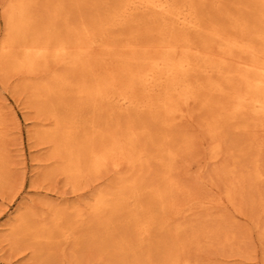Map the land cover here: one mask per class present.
I'll list each match as a JSON object with an SVG mask.
<instances>
[{
  "label": "rangeland",
  "instance_id": "obj_1",
  "mask_svg": "<svg viewBox=\"0 0 264 264\" xmlns=\"http://www.w3.org/2000/svg\"><path fill=\"white\" fill-rule=\"evenodd\" d=\"M127 1L0 0V45L13 34L5 23L10 3H21L26 9L25 36L18 34L20 42L14 51L33 39L41 42L50 35L52 41L66 38L81 23L96 33L98 27H104L107 38L123 42L139 33L157 35L161 20L144 12L123 24L106 25ZM174 3L201 17L206 29L189 33L201 51L207 48L212 55L219 53L225 39L239 34L237 25L244 27L246 41L264 48L262 33L257 34L262 29L261 0ZM213 26L223 40L212 36ZM94 52L92 57L101 54ZM104 56L107 63L117 64L111 55ZM216 60L204 63L197 58L186 76L187 82L199 89V97L211 104L200 107L192 102L185 108L187 118L176 119L171 127L154 120L145 108L110 109V104L96 106L71 93L50 98V112L40 113L33 86L48 75L43 70L29 74L11 64L3 68L0 62V264H264V119L230 110L228 96L244 87L242 67L220 63L219 55ZM61 66L51 62L48 67L67 74L73 83L85 75L91 81L105 69L93 66L82 74L77 68ZM206 68L210 70L206 72ZM211 84L219 89L212 90ZM129 123L138 127L135 144L142 149L139 192L129 193L122 206L111 204L94 211L93 198L116 173L83 174L73 180L59 169L64 159L52 154L53 144L44 137L53 134L61 142L68 139L69 146L77 150L93 130L122 131ZM213 128L216 134L211 136ZM169 131L175 141L164 147L178 149L170 163L176 184L167 196L171 203L164 204L154 198L153 191L164 183L159 176L164 161L159 156L162 137ZM22 218L35 227V235H23L26 223H20ZM174 258L178 260L172 262Z\"/></svg>",
  "mask_w": 264,
  "mask_h": 264
},
{
  "label": "bare ground",
  "instance_id": "obj_2",
  "mask_svg": "<svg viewBox=\"0 0 264 264\" xmlns=\"http://www.w3.org/2000/svg\"><path fill=\"white\" fill-rule=\"evenodd\" d=\"M174 2L175 0H128L106 21L108 26L123 24L138 12H144L161 20L162 26H160L157 35H140L139 33L135 37L128 36L123 42L107 38L104 27H98L99 32L96 33V31H91L86 24L81 23L66 38L52 41L50 35L47 40L41 42L33 39L27 44H23L25 48H16V51L13 48L19 45L16 44L20 42L18 34L21 32L23 38L25 36L24 16L26 9L21 3H10L5 12V23L9 34L11 31L13 34L9 40L0 45V62L3 68L11 64L10 66L14 69H22L29 74L43 70V73L48 75L46 76L47 79L35 81L33 86L34 94L39 101L38 109L40 113L50 112L53 106L50 104V98L59 99L71 93L76 97L78 96V98L85 99L86 102L92 101L96 106L102 103L110 104V109L118 107L120 110L126 111L130 108H145L149 110L154 120L163 123L164 126L170 125L171 127L176 119L183 121L187 118L185 108L189 107L192 102H198L200 107L211 104L210 100L205 101L199 97V89H194V86L187 82L186 76L196 66L195 61L197 58H202L204 63H214L217 55H219L220 63H235L242 67L241 76L244 79V87L242 90H235L234 92L229 89L233 92L230 93L227 100V104H230V110L233 113L250 112L259 119H264V48H256L255 45L246 41L243 33L244 27L240 28L237 25L234 27L239 30V34L225 39L219 45V53L212 55V52L207 48L205 51H201L189 34L196 31L201 33L206 29L200 20L201 17L198 18L189 8L175 7ZM261 3L263 6L261 12L263 15L262 29H258L257 34L262 33L260 38L264 40V0H261ZM78 11L80 10L78 9ZM211 33L212 36L223 40L221 32L216 27L213 26ZM94 51L103 54L92 57ZM105 54L111 55L117 64L112 66L111 63H107L106 58H104ZM88 56H91L90 59ZM51 62L68 66L70 70L77 68L82 71V74L86 69L91 67L93 69V66H104L105 69L101 76L99 75L91 81L86 80L85 75V77L79 78L78 82L73 83L68 79L67 74H57L52 71L48 67ZM209 70L206 68V72ZM52 80L54 81L53 84ZM211 85L212 90L219 89V87L215 88L213 84ZM2 116L0 109V126L3 123ZM221 125L223 126V124ZM137 129L138 127L135 124L129 123L122 131L93 130L92 133L87 134L77 150L69 146L68 139L61 142L53 134H48L44 139L53 144L52 154L60 155L64 159L63 165L59 169L73 180L83 177V174L97 175L101 173L104 176L103 173L111 170L116 173L115 179L104 188H101L93 198V210L99 211L109 205L111 206V204L114 207L123 204L129 193L136 195L139 192L138 184L142 178L143 159L142 149H138L135 144L136 136L139 134ZM170 133L171 131L168 134L164 133L162 137L163 145L159 156V159L164 161V163L162 162L164 170L159 174L164 183L157 184L153 191L154 198L161 200L164 204L171 203L167 200V196L176 184L170 174V163H172L171 160L178 149L171 146L169 148L164 147L165 144L171 145L175 141L173 134ZM210 134L211 136L216 134L214 128L210 130ZM69 136L70 133L66 131V138H69ZM181 138L176 141V144H178L177 142L180 143ZM234 141H237V138ZM110 201L114 202L110 203ZM22 222L26 223L23 227V235L32 234L35 231V227L28 224L25 218L21 219L20 223ZM177 260L178 258H174L171 261L175 262Z\"/></svg>",
  "mask_w": 264,
  "mask_h": 264
}]
</instances>
